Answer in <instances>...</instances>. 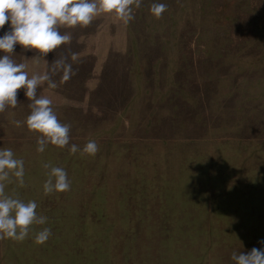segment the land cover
<instances>
[{
  "label": "rangeland",
  "instance_id": "1",
  "mask_svg": "<svg viewBox=\"0 0 264 264\" xmlns=\"http://www.w3.org/2000/svg\"><path fill=\"white\" fill-rule=\"evenodd\" d=\"M152 3L167 5L161 18ZM133 8L128 24L101 16L60 28L71 43L39 62L15 45L29 78L60 58L75 75L37 88L71 125L68 146L39 153V134L16 126L30 114L24 89L0 113V148L25 173L23 187L10 177L5 192L48 218L23 242L0 240V264H234V251L264 247V0ZM90 139L95 156L70 154ZM45 163L65 169L69 191L44 195ZM43 227L52 236L38 246Z\"/></svg>",
  "mask_w": 264,
  "mask_h": 264
},
{
  "label": "clouds",
  "instance_id": "2",
  "mask_svg": "<svg viewBox=\"0 0 264 264\" xmlns=\"http://www.w3.org/2000/svg\"><path fill=\"white\" fill-rule=\"evenodd\" d=\"M142 0H0V29L9 24L8 31L0 36V113L8 107L16 108L19 89H24V95L29 101L30 114L24 121H15L17 127L26 125L27 130L36 132L37 149L43 153L46 147L64 148L69 145L70 124L61 123L52 107L53 101L46 96H37V88L44 82L51 89L57 87L52 76L61 73L62 82L68 81L75 75L72 64L66 58L54 59L48 72L33 74L29 78L25 63H17L12 59L15 45L19 44L24 50H36L40 55L36 62L53 53L64 44H70V32L60 33V28L72 29L77 26L85 28L94 19L101 16H112L124 24L131 22L134 17V8H140ZM167 10L164 3H152L150 13L156 19L161 18ZM71 59L77 60V54L72 53ZM70 154L80 153L81 156H95L99 146L90 139L80 149L72 144ZM49 169L43 184L45 196L53 193H62L71 188L65 169L43 165ZM24 162L14 157L10 148H0V240L11 239L14 242H23L29 237L33 225H45L48 218L38 215L36 201H23L18 196L8 195L5 192L6 182L10 177L15 178L19 186H24ZM52 236L50 227H43L35 233L33 243L44 245ZM264 244V241H259ZM231 260L234 264H264V247H253L248 252H233Z\"/></svg>",
  "mask_w": 264,
  "mask_h": 264
}]
</instances>
